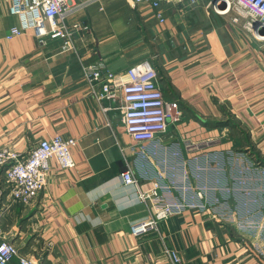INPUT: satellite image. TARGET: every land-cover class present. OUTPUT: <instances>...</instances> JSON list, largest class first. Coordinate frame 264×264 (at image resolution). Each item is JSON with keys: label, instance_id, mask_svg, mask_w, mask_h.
Instances as JSON below:
<instances>
[{"label": "crops", "instance_id": "1", "mask_svg": "<svg viewBox=\"0 0 264 264\" xmlns=\"http://www.w3.org/2000/svg\"><path fill=\"white\" fill-rule=\"evenodd\" d=\"M207 1L162 0L159 23L146 6L94 0L74 16L84 26L75 51L62 52L59 39L39 45L30 31L6 39L17 18L8 12L10 0H0V147L26 153L42 138L77 140L75 165L60 168L52 157L32 206L11 201L0 170V235L20 254L35 264H172L155 233L130 231L149 208L120 178L129 166L157 180L178 206L160 228L180 264H264L257 248L214 224L226 206L209 210L202 201L209 191L192 189L199 159L218 156L226 168L243 154L264 158V43ZM97 60L115 73L145 61L154 66L179 119L152 142L134 143L120 100L99 103L87 93L81 67ZM180 172L188 186L176 179ZM222 198L232 199L225 192Z\"/></svg>", "mask_w": 264, "mask_h": 264}, {"label": "built area", "instance_id": "2", "mask_svg": "<svg viewBox=\"0 0 264 264\" xmlns=\"http://www.w3.org/2000/svg\"><path fill=\"white\" fill-rule=\"evenodd\" d=\"M92 1L10 0L8 12L16 16L17 24L8 29L5 38L11 39L30 31L39 45L46 44L48 38H57L61 41L62 52L75 51L74 37L84 26L74 16ZM127 1L132 6L139 4L148 7L159 23L165 22L162 0ZM205 6L218 15H229L232 22L239 23L245 32L264 43V0H208ZM81 70L87 93L97 102L120 100L117 108L121 122L134 143L152 142L157 135L166 132L169 122L178 120L181 115L176 102L164 99L158 72L146 61L133 64L122 73L113 72L102 60L83 64ZM121 75L124 80L117 82ZM76 143L75 138L54 135L40 139L26 153L10 146H1L0 170L3 171L11 201L23 207L35 204L45 184L50 159L54 157L60 168L73 167L75 162L71 148ZM120 178L124 184L135 188V199L146 203L149 208L148 216L131 223L130 231L135 235L155 233L172 264H180L178 251L167 245L166 236L160 228L169 215L177 212L178 206L168 200L157 180L141 178L129 166L120 173ZM14 257L17 258L16 263H13ZM0 264L35 263L20 254L13 242L0 235Z\"/></svg>", "mask_w": 264, "mask_h": 264}, {"label": "rangeland", "instance_id": "3", "mask_svg": "<svg viewBox=\"0 0 264 264\" xmlns=\"http://www.w3.org/2000/svg\"><path fill=\"white\" fill-rule=\"evenodd\" d=\"M240 158L242 160L237 159V165L227 162L226 168L224 159L218 156L195 161L192 175L190 173L192 189L195 194H201L204 189L209 191L206 198L202 193L204 206L209 210L213 211L214 206H226L228 213L217 217L216 226L230 228L264 255V158L250 154H243ZM176 179L187 183V177L181 172ZM224 192L232 198L228 203L222 198ZM195 201L194 205L201 207L202 204Z\"/></svg>", "mask_w": 264, "mask_h": 264}, {"label": "water", "instance_id": "4", "mask_svg": "<svg viewBox=\"0 0 264 264\" xmlns=\"http://www.w3.org/2000/svg\"><path fill=\"white\" fill-rule=\"evenodd\" d=\"M222 7H224V4H222Z\"/></svg>", "mask_w": 264, "mask_h": 264}]
</instances>
